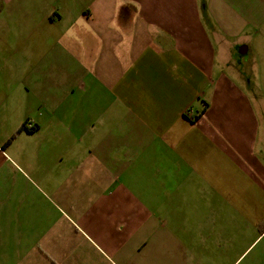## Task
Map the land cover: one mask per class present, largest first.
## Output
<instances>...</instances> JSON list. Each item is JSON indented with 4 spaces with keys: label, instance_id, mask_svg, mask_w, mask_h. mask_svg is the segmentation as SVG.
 Here are the masks:
<instances>
[{
    "label": "crops",
    "instance_id": "1",
    "mask_svg": "<svg viewBox=\"0 0 264 264\" xmlns=\"http://www.w3.org/2000/svg\"><path fill=\"white\" fill-rule=\"evenodd\" d=\"M263 24L264 0H0V264H239Z\"/></svg>",
    "mask_w": 264,
    "mask_h": 264
},
{
    "label": "rangeland",
    "instance_id": "2",
    "mask_svg": "<svg viewBox=\"0 0 264 264\" xmlns=\"http://www.w3.org/2000/svg\"><path fill=\"white\" fill-rule=\"evenodd\" d=\"M252 31H259L258 35H263V37H260V38H256L254 40H261L264 38V24L261 25V26H258L255 30H253L252 28H246L244 33L246 34H250ZM252 35V33H251ZM247 39H249L250 42H252V38L251 37H247ZM251 47H253V44L251 43L250 44ZM262 47H264V42H262ZM235 55L237 56V53H235ZM240 56V58L244 59L246 57V54L245 53H239L238 54ZM242 55V56H241ZM251 55L253 56V53H251ZM261 56L264 58V51L261 52L260 54V58L259 60H261ZM257 58V56H256ZM252 59V58H251ZM248 72L250 73V75H253L252 74V70H248ZM260 248H264V240L261 242V243H254L249 249L248 251L244 254L243 258L239 261V264H264V256H262L260 258V260H254V263H253V257L255 258V254L259 252V249Z\"/></svg>",
    "mask_w": 264,
    "mask_h": 264
}]
</instances>
